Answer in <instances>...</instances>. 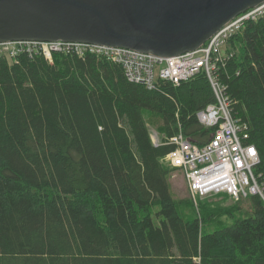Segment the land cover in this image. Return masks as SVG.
<instances>
[{"label":"trees","instance_id":"trees-1","mask_svg":"<svg viewBox=\"0 0 264 264\" xmlns=\"http://www.w3.org/2000/svg\"><path fill=\"white\" fill-rule=\"evenodd\" d=\"M223 47L213 77L248 127L264 182V11ZM215 100L205 70L149 89L94 52L1 59L0 264H264L260 195L196 206L171 191L170 138L180 120L206 143L213 129L197 112ZM244 205L247 216L204 227Z\"/></svg>","mask_w":264,"mask_h":264},{"label":"built area","instance_id":"built-area-1","mask_svg":"<svg viewBox=\"0 0 264 264\" xmlns=\"http://www.w3.org/2000/svg\"><path fill=\"white\" fill-rule=\"evenodd\" d=\"M263 11L264 4L249 9L226 24L200 48L172 57L81 42L17 40L0 42V60H14L21 53H38L52 59L54 52L81 56L94 52L120 64L129 80L149 89L155 88L159 80L179 86L205 70L216 100L199 110L197 118L203 126L213 129L212 135L203 145L195 144L186 138L179 120L178 132L169 141L174 144V149L166 159L173 167L184 169L194 197L224 192L236 200L255 194L264 200V182L255 172L260 162L258 150L254 143L248 141L250 133L247 125L233 117L226 86L213 77L227 38L240 30L247 19L255 18ZM153 140L159 144L156 138Z\"/></svg>","mask_w":264,"mask_h":264},{"label":"water","instance_id":"water-1","mask_svg":"<svg viewBox=\"0 0 264 264\" xmlns=\"http://www.w3.org/2000/svg\"><path fill=\"white\" fill-rule=\"evenodd\" d=\"M264 0H0V42L65 41L161 57L200 48Z\"/></svg>","mask_w":264,"mask_h":264},{"label":"rangeland","instance_id":"rangeland-1","mask_svg":"<svg viewBox=\"0 0 264 264\" xmlns=\"http://www.w3.org/2000/svg\"><path fill=\"white\" fill-rule=\"evenodd\" d=\"M223 50H224V47L222 48V51ZM147 117H148V115H147ZM149 119L152 121L150 123V129L152 131V137L158 139L157 138L158 133L156 131V122H155V120L157 118L151 117ZM166 162H168L170 164V162L168 160H166ZM170 166H171V164H170ZM169 181H170V185H171V191L176 198H178V199L191 198L194 201L196 206L198 205L199 201L205 200V199L207 201H212V202L222 200L224 207L234 205V203L236 202L235 198H233L232 196H230L224 192L208 195L205 197H201V196L194 197V195L192 194V192L189 188V183H188V179L185 175V171L182 168L173 169L170 176H169ZM226 195H228V197L224 198ZM195 199H197V200L195 201ZM247 214H248V207H247V205H244L242 211H236L233 215H231V214L221 215L213 223L210 222L207 225L205 223L204 227L206 229L211 228V230H212L213 228L220 227L222 225H226V224L230 225L233 223L235 218H242V217L247 216Z\"/></svg>","mask_w":264,"mask_h":264}]
</instances>
